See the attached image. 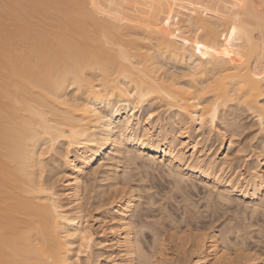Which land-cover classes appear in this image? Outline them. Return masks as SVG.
<instances>
[{"label": "bare ground", "instance_id": "6f19581e", "mask_svg": "<svg viewBox=\"0 0 264 264\" xmlns=\"http://www.w3.org/2000/svg\"><path fill=\"white\" fill-rule=\"evenodd\" d=\"M236 112L262 133L247 165L229 152ZM143 162L187 202L198 182L264 210V0H0V264H169L178 234L141 252L149 225L124 170ZM102 194L116 216L96 230ZM198 236L189 264H264Z\"/></svg>", "mask_w": 264, "mask_h": 264}, {"label": "rangeland", "instance_id": "374dc122", "mask_svg": "<svg viewBox=\"0 0 264 264\" xmlns=\"http://www.w3.org/2000/svg\"><path fill=\"white\" fill-rule=\"evenodd\" d=\"M236 114L240 116L239 120L242 127L239 130V136L235 137V143L230 147L229 152L233 156V159H240L245 156L247 160L245 164L247 165L263 158L260 152L255 149L257 143L260 142L262 138V133L258 130L259 127L255 119L241 112H236ZM189 130L192 139L196 137L202 139L204 137L199 136L200 132L198 131L195 133L191 129ZM202 146H204V144ZM212 150H218V156H221L222 150L219 148V143H216ZM258 155H260V158ZM221 158L222 157H220V159ZM144 163L145 162H143V164ZM140 164H142V162ZM144 165L145 167H142V165L140 166L141 169L137 166L124 170L127 176L131 178L132 190H135L137 195L138 207H136V212H139L140 215L145 214V224L149 225L147 230L144 231L146 236H142V253L153 254L152 251L155 247L154 234L163 231V234H166L165 236H169L174 233L173 235L178 234L177 236L179 237L177 238L179 243H182V247H178L179 249L175 248V258L171 260L169 264H189V262H186L187 259L185 258H189V261L195 262L198 258L197 253L199 254L201 251L200 247H202V245L197 239L199 237L198 235L207 234L208 236L214 233L222 237L227 245L229 244L230 246V243L233 242L245 243L244 246L250 253L257 252L261 254L264 259L263 209H261L263 211L258 210V213L253 214L251 208H247L248 203L238 197H234L229 204L219 202L210 195L209 190L205 188L203 184L201 185V183L198 182H196V186L193 185V187L192 184H188L190 189L187 188V190L192 191L193 197H191V201L187 202L184 200L186 197L185 194L178 190L171 191L173 188L171 189L170 185L167 184L165 180L167 175L165 168L160 166L152 167L148 163ZM241 170L242 168L239 169V171ZM89 178L92 179L91 177ZM90 179L89 182H91L88 183L89 187L90 184L92 186V184L94 185V183L97 182ZM59 186L63 187L62 182L59 183ZM194 186H198V188ZM109 189L105 188L103 191H109L110 194H113V190ZM125 190H129V188ZM100 198L107 207L105 205L104 208L100 207L101 209L95 208L96 210L93 208V210L91 209V215H88L89 224L94 226L96 230H99V221L103 217H106V221L111 224L115 222L114 217L116 216V214L113 215L112 213L104 215L106 210L115 208L114 204H110L112 199H110L109 194H102ZM118 200L119 199L115 200L114 203H117ZM197 201H199L200 204L196 205V207L193 203L195 204ZM190 204L191 206H189V209L192 212L187 211L186 213L185 207ZM140 215H136L134 219L138 221ZM258 220H260L259 223L257 222ZM185 230H187V233L185 232L183 234L184 236L180 237L182 234L181 231ZM197 244L199 246L196 247ZM246 249L240 250L238 253L247 254L248 251H246ZM231 252L232 249L230 250V253ZM114 255L119 256L118 253ZM85 258L83 254L81 258L82 261H85Z\"/></svg>", "mask_w": 264, "mask_h": 264}]
</instances>
